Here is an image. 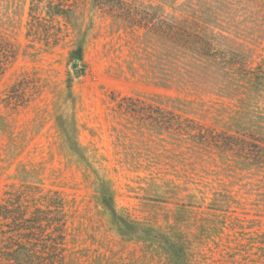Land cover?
<instances>
[{
    "label": "rangeland",
    "instance_id": "obj_1",
    "mask_svg": "<svg viewBox=\"0 0 264 264\" xmlns=\"http://www.w3.org/2000/svg\"><path fill=\"white\" fill-rule=\"evenodd\" d=\"M29 1L0 0V35L14 48L0 75V196L24 185L59 193L67 214L61 264H264V150L256 148L258 157L171 134L114 101L130 96L172 109L218 139L264 138V0H214L253 4L248 10L262 16L251 19L257 31L247 29L252 78L235 97L160 86L145 66L144 30L124 29L91 0L77 1L78 44L72 31L52 47L31 41ZM163 1L179 8L185 0ZM21 78L28 99L9 103L6 91ZM61 113L74 120L85 157L68 148ZM101 179L111 207L102 202Z\"/></svg>",
    "mask_w": 264,
    "mask_h": 264
},
{
    "label": "trees",
    "instance_id": "obj_2",
    "mask_svg": "<svg viewBox=\"0 0 264 264\" xmlns=\"http://www.w3.org/2000/svg\"><path fill=\"white\" fill-rule=\"evenodd\" d=\"M77 1L30 0L26 37L52 47L72 31L76 32L78 44L84 20L78 12ZM91 4L114 21H120L124 29L144 30L149 49L145 66L160 86L198 96L235 97L242 93V84L251 81V71L244 57L251 48L245 36L249 25L257 31L251 19L262 17L258 11L248 10L253 4H243L241 8L214 0H196V3L185 0L179 8L163 0L145 6L124 0H91ZM76 51H80V45ZM13 57L12 43L0 35V75L6 62ZM27 83V78L12 83L5 99L13 104L25 102L29 95ZM254 83L262 84L263 80L255 77ZM114 101L119 110L142 115L150 126L171 134L196 138L226 149H234V145L254 149L258 157L257 149L264 150L258 143H264V138L223 134L218 139L216 134L206 135L202 124L172 109L153 103L142 104L143 101L130 96ZM57 120L68 148L80 158L85 157L77 141L74 120L63 113L58 114ZM101 182L102 202L111 207V189L106 180L101 179ZM64 207V200L57 191L43 192L36 185L4 190L0 196V264L63 263L67 222Z\"/></svg>",
    "mask_w": 264,
    "mask_h": 264
},
{
    "label": "water",
    "instance_id": "obj_3",
    "mask_svg": "<svg viewBox=\"0 0 264 264\" xmlns=\"http://www.w3.org/2000/svg\"><path fill=\"white\" fill-rule=\"evenodd\" d=\"M72 67H73V68H76V67H77V62H74V63L72 64ZM75 74H76V75H78V74H79V72H78V71H76V72H75Z\"/></svg>",
    "mask_w": 264,
    "mask_h": 264
}]
</instances>
